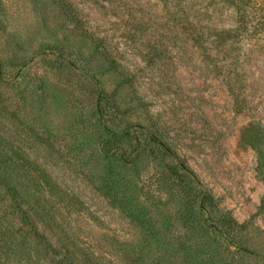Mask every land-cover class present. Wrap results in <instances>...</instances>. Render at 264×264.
Segmentation results:
<instances>
[{
    "label": "rangeland",
    "instance_id": "obj_1",
    "mask_svg": "<svg viewBox=\"0 0 264 264\" xmlns=\"http://www.w3.org/2000/svg\"><path fill=\"white\" fill-rule=\"evenodd\" d=\"M228 29L222 46L214 35ZM152 122L215 196V251L181 220L177 161L161 159ZM105 127L132 143L110 144ZM257 134L264 0H0V176L20 190L13 202L0 185V264H196L195 245L211 262L264 264ZM108 173L157 236L105 193Z\"/></svg>",
    "mask_w": 264,
    "mask_h": 264
},
{
    "label": "trees",
    "instance_id": "obj_2",
    "mask_svg": "<svg viewBox=\"0 0 264 264\" xmlns=\"http://www.w3.org/2000/svg\"><path fill=\"white\" fill-rule=\"evenodd\" d=\"M64 5L66 6L67 3L64 2ZM235 7L239 10V12L242 11V6H240L239 4L235 6V3H231L227 6L228 9H235ZM176 11L184 20L185 25H188V30L190 31L192 40L196 44L203 46L204 42L202 40V36L200 35L201 32H199L201 25L199 24V22L194 21L195 16H193V14L190 15L189 12H186V10L178 9ZM190 12L192 13V10H190ZM246 15L248 16V13H246ZM197 16L201 15L197 14ZM71 17H73V20L75 18L79 19V14L77 12L75 14L72 13ZM236 31L237 30L234 29L221 30L220 32H216V34L214 35V39L218 41V44L225 46L228 41L234 40V32ZM96 41L98 42L96 43L97 49L101 47L105 49L104 38L98 37L96 38ZM108 55L112 57L111 51L108 52ZM112 63L116 64L113 57ZM151 124L155 126L156 132L149 133L150 140L156 144L159 154L161 153L162 155L161 159H172L174 161H177L175 162V166H167V172L169 178L174 180V186L177 188V190L175 191H177L179 195L178 199L180 204V214L183 224H185V226L190 229L191 234L196 235L195 238H206L207 240H209L210 246H213L215 251V247H219V245L221 244L218 241V234H220L221 232L219 231L217 224H215V219L212 221V223L208 222V218L211 217V213L217 209L215 196L207 187H204L202 185L198 175L190 168V166L185 162L181 161V158L178 155L177 150L174 148L173 142L169 140V137L162 135L154 122H152ZM105 129L112 134L109 138L110 144L120 142L126 144L132 143L131 140H125L126 138H130L127 132L125 133L126 136L124 134L123 137H121V140H119L117 139L118 136L114 130H111L107 127H105ZM254 141V145L259 148L260 153H264V136L260 137V135L257 134L254 138ZM120 161L121 162L112 163H119L123 168H127L128 165H131L133 163L123 161L122 159H120ZM2 163L3 162H0V164ZM110 165L111 162H107L108 168L111 167ZM111 177L112 175L108 173L106 175V178L102 182V189L105 191V193L111 197L112 201H114V203L118 205L119 209L123 213L131 217L140 225L144 226V229L150 237L157 236L159 234L160 228L154 226V223L152 222L151 218L145 217V212L142 210V208H139L135 203H132L127 197L121 194L119 188L114 186V181H111V179H113ZM0 185L4 188V190H6L8 195L12 198L13 202L19 198L20 190L15 182H11L8 178L5 179L0 176ZM28 206L31 207V205ZM18 207H20V204ZM166 225L167 223L163 224V226ZM202 246L195 245L193 248H191L185 253V256H187L188 259L195 261L196 264H221V260H219L217 263L211 262L212 257L207 258L206 253H204V251L207 250L208 246H203V248ZM238 248L242 247L239 246Z\"/></svg>",
    "mask_w": 264,
    "mask_h": 264
}]
</instances>
